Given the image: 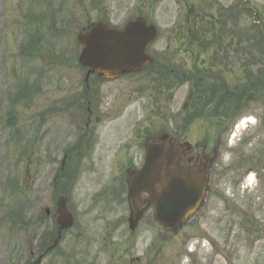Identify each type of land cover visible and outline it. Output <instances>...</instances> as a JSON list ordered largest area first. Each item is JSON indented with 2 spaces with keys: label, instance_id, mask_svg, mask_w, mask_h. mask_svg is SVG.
Listing matches in <instances>:
<instances>
[{
  "label": "rangeland",
  "instance_id": "obj_1",
  "mask_svg": "<svg viewBox=\"0 0 264 264\" xmlns=\"http://www.w3.org/2000/svg\"><path fill=\"white\" fill-rule=\"evenodd\" d=\"M187 2L188 6L184 0H43L40 6L41 0H0V264H25L30 259L31 251L36 250L40 234L46 228L51 230L53 227L52 221L48 219L43 227L37 229L36 237L33 230L29 229L26 238L23 235L21 238L20 235L19 238H15L8 234L9 220L4 215L9 214L13 207H19L25 200L28 202L26 210L28 218L37 219L44 216L46 208L53 210L55 193L53 184L54 180H57L58 184L61 183L60 178L57 179L56 176L62 152L74 141L75 127H85L88 115L85 109H79L78 104H74L76 100L82 99L85 91L86 71L77 63L81 47L76 43L77 33L82 27L88 23L104 21L122 28L129 20L143 17L158 27L159 38L149 48V53L156 56L158 51L166 47L175 51V47L185 45L183 31L186 29L185 23L188 18L186 7L198 8L204 21L210 17L217 20L218 8L223 7L227 26L224 30L219 28V34L222 33L223 36L221 47L231 51L229 47H235L239 42L235 37L242 35L243 47L239 46L253 52L246 56L251 60L256 57L257 75L264 70V53L255 55L254 52L258 49L248 43L244 36L247 32L242 28L243 22L247 25L253 19L262 24L264 0H187ZM238 5H243L244 11L241 14L236 13L238 18L230 16L227 11ZM48 9L53 13H59L56 15L58 27L62 26L66 30L62 33L56 32L60 29L48 31L39 24L42 36L34 52L37 57L24 60L20 49L28 41L29 38H26L28 33L36 32L38 29V24L29 26L25 17L30 11H39L38 13L42 14ZM250 11L255 15L253 16ZM232 35L235 36L233 37L235 42L229 46ZM167 55L169 56L168 53ZM239 58L234 53L229 54V62L237 63L240 61ZM176 60L183 61L181 58ZM238 75L237 69L219 68V76L227 83L229 90L239 86ZM21 79L27 80L31 94L35 95L31 101L26 100L13 106L10 95L16 91ZM93 80L91 83L96 87L99 101L96 113L103 119L98 128L102 133L100 143L107 150L110 151L111 148L115 150L119 145H126L131 140V133L136 126L148 125L143 127V134L154 136L162 128L158 123H166L164 117L155 115L151 81L142 83L144 92H134L132 95L127 89L135 85L138 77H124L117 82L96 83ZM259 95L256 102L249 103L245 109L243 107L240 109L243 110L238 114L242 112V116L246 117L235 118L229 123V130L226 131L225 139L230 131L231 137L233 136L236 125L242 120L248 119L253 123L249 125L252 126L251 132L243 138V142L237 148L238 151L246 149L249 153L242 166H237L240 171L223 177L222 172L228 168L227 165L230 166L236 161H233L235 159L231 155L228 156L232 157L231 161H220L224 170L219 168V246L208 244L206 250L198 254V258L207 256V264H264V171H259L264 167V158L260 159L262 156L260 152L264 147V126L260 123V119H264V84ZM14 109L17 116L15 130L19 129L20 133L16 137L13 136L14 141L11 143L12 130L7 127V115ZM111 133L117 138L111 139ZM253 138L254 142L251 141ZM223 151L227 152L228 148H224ZM133 152L135 155L141 154L140 139L134 142ZM105 159L109 161L111 155L106 153ZM101 167L105 170L110 168L108 165ZM77 168L76 180L71 185V203L79 214V220L74 229L64 235V240L56 252L63 257L54 256L44 264H68L67 260L71 261V258L67 256L78 255L77 257L82 259L80 254L99 255L97 259L99 264H102L104 254L116 255L113 250H117L118 246L113 244L127 232L126 205L123 203L121 206L110 205L109 210L104 211L101 204L91 211V200L98 189L103 188V184H100L92 172H87L89 165ZM245 174V182L237 185L241 176ZM9 180L11 183L6 187ZM16 181L18 184L14 185ZM119 185L120 181L114 184ZM227 204L240 210L243 207L246 209L247 206L252 207L250 214L258 228L247 234L239 230L240 222L237 219L228 217L223 221L222 215ZM221 222H236L237 225L233 230H227ZM76 233L81 234L79 239ZM159 235L162 237V234ZM165 238L164 242L160 241L164 248L162 254L165 256L160 264L169 262L176 264L177 255L184 254L182 239L180 236L174 237L170 234ZM104 239H107L105 245L108 247L103 245ZM196 240L198 243L202 241ZM138 248L140 250V246Z\"/></svg>",
  "mask_w": 264,
  "mask_h": 264
},
{
  "label": "flooded vegetation",
  "instance_id": "obj_2",
  "mask_svg": "<svg viewBox=\"0 0 264 264\" xmlns=\"http://www.w3.org/2000/svg\"><path fill=\"white\" fill-rule=\"evenodd\" d=\"M184 1H186L185 5L188 6L187 0ZM186 8L189 14L188 23H191L194 16V26L197 27L199 14L194 8ZM203 34L205 32L202 30L187 29L184 36L185 41L189 44L183 47H175V51H171L170 47L158 51L156 66L153 69L133 75L137 76L138 80L133 87L127 89L132 95L134 92L142 93L144 87H137L139 88L137 90L136 86L152 80L154 82L155 115L166 118L167 124L164 122L158 123L159 127H166V132L169 135L166 145L163 144V149L157 160L162 177L161 183L157 185L158 193H161L160 188L165 185V179L168 178L170 198L173 201L179 199L181 203H186L187 201H195L198 195H200V198L202 197L201 200L199 198V206L195 212H191L171 231H164V233H170L174 237L180 236L184 248H188L189 243L198 237L208 239L211 243L219 245V168L224 170L220 161L227 162L230 159L228 156L234 155L235 159L243 162L249 156L246 149L224 153V148L228 143L231 145L232 141L229 140V137L225 139V135L226 131L229 130V123L243 115L242 112L238 114V109L235 110L234 102H239L240 106L245 107L247 103L255 101V94L245 93L247 89L250 90L251 85H248L243 91L234 92L229 91L224 83L226 94L223 100L219 102V48H217L218 54L214 58L213 47L191 45L192 41H198L193 37ZM179 53L182 55H178ZM178 58L183 59V61H177ZM226 65L241 68L248 66L253 69V64H246L245 62L227 63ZM252 69L248 72H242V80L253 77L254 70ZM97 98L96 87L92 85L89 89V105L91 108L88 110L89 116L86 118L85 127L78 126L77 128L80 142L71 150H68L63 158L76 166V175L78 173L77 167L89 165L90 168L87 172H92L97 180L101 182L100 184H103V188L98 189L91 200V211L99 205L101 206V204H103L102 210L107 211L110 205L121 206L122 203H126L129 213L127 223L131 214L132 221L139 220L134 232L128 231L126 236L113 244L118 246L117 250H113L116 255H103L105 259L102 264H160V261L165 257L162 254L164 248L161 246V242H164L165 238L159 237L158 233L162 231V228L155 222V210L149 206L151 203L150 196L143 193L130 201H127V198L125 202L122 200L127 194V182L136 176L144 165L146 155L143 151L147 147L146 142L150 138L143 134V127L148 125L134 127L131 140L126 143L127 146L119 145L115 150L113 148L110 151L107 150L100 143L102 133L98 128L103 123V119L96 113L99 107ZM260 123L261 126H264V119H260ZM153 129L156 128L153 127ZM139 139L141 154L135 155L133 144ZM262 152H264V147ZM106 153L111 155L109 161L105 159ZM238 162L226 168L222 172L223 177L238 173L240 170L237 167ZM103 165H108L110 168L105 170L101 167ZM119 173L120 175H118ZM243 179L242 177L241 180ZM118 181L121 185L114 186ZM187 189H189V194L186 192ZM71 206L74 209L72 204ZM190 207L191 205H184L183 210L186 211ZM51 213L48 214L47 208L44 209V221L52 220L53 213ZM228 217L237 220L248 218L243 211L233 206H227L224 209L223 221ZM221 223L225 225L227 230L231 225L233 229L236 228V224L233 222ZM244 223L242 222L239 229L247 233L251 227ZM68 232L70 231H66L64 234ZM139 234L142 236H139ZM80 235V233H76L77 239L80 238ZM52 236L51 233L48 240L44 236L43 240L46 248L43 254L37 253V249L31 251V262L28 264H37L40 257H42L40 264L47 263L54 256L56 258L63 257L62 254L45 253L49 248L47 247L48 243L50 244L53 240ZM102 242L105 247H108V245H105L107 239ZM138 246H140V250ZM133 252L135 255H133ZM77 256H67L72 261L67 260L68 264H99L97 259L99 255L80 254L82 259ZM177 256V264H180V256ZM192 258V264H203V262L207 264V259H202L199 263L196 256ZM186 261L189 260L186 258Z\"/></svg>",
  "mask_w": 264,
  "mask_h": 264
},
{
  "label": "water",
  "instance_id": "obj_3",
  "mask_svg": "<svg viewBox=\"0 0 264 264\" xmlns=\"http://www.w3.org/2000/svg\"><path fill=\"white\" fill-rule=\"evenodd\" d=\"M158 36L154 25H147L146 20L138 18L127 23L123 29L111 28L104 23H96L87 30H83L77 37L83 45L79 57L82 67L90 68L86 80L92 73H99L101 78L117 79L119 76L139 72L153 63L147 49ZM158 146L151 145L148 151L146 164L139 176L133 179L129 194L131 197L139 193H148L153 197L152 204L156 210V221L166 229L171 228L182 220L186 213L175 211L166 197L160 200L155 187L160 178V171L156 166ZM166 191L169 194L168 188ZM55 221L60 230L72 228L75 219L68 211L67 200L60 197L57 204ZM55 242L56 247L58 241Z\"/></svg>",
  "mask_w": 264,
  "mask_h": 264
},
{
  "label": "trees",
  "instance_id": "obj_4",
  "mask_svg": "<svg viewBox=\"0 0 264 264\" xmlns=\"http://www.w3.org/2000/svg\"><path fill=\"white\" fill-rule=\"evenodd\" d=\"M44 17L45 18L50 17L55 22V17L53 15L52 16L44 15ZM224 26H225V22L219 20V28H223ZM211 28L213 29V27H211ZM242 28L247 30L246 32H249L250 34H252L253 40L255 41V45L257 47L260 46L262 48V51H264V28L260 27L259 25H255V24H251V23L248 25L243 23ZM242 40H243V38L241 36H239L238 37L239 44H241ZM247 40H248V43L250 44L251 41H250L249 37L247 38ZM219 44H221V37L220 36H219Z\"/></svg>",
  "mask_w": 264,
  "mask_h": 264
}]
</instances>
